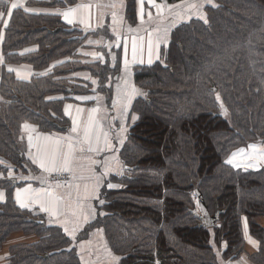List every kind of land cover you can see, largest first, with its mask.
I'll return each instance as SVG.
<instances>
[{"label": "trees", "instance_id": "1", "mask_svg": "<svg viewBox=\"0 0 264 264\" xmlns=\"http://www.w3.org/2000/svg\"><path fill=\"white\" fill-rule=\"evenodd\" d=\"M136 1L128 0L130 16ZM8 2L0 0V11ZM211 2L205 3L207 23L193 18L178 25L161 59L135 71L146 95L134 103L139 119L121 151L130 169L122 189L104 191L105 215L93 225L104 230L123 264H216L212 237L225 245V260L247 254L264 264V169L225 163L250 144L264 146V0ZM88 35L59 17L24 9L13 11L3 31L0 188L7 193L0 203V264H80L61 228L36 224L40 219L17 205L8 174L24 162V124L42 133L59 131L68 124L63 106L69 89L94 94L93 79L104 83L116 73L85 59ZM25 66L38 74L19 78L15 69ZM81 72L90 79L78 77ZM196 191L210 214L222 211L213 228L198 227L190 213L199 209ZM244 219L255 245L244 237ZM17 236L35 241L10 246Z\"/></svg>", "mask_w": 264, "mask_h": 264}, {"label": "crops", "instance_id": "2", "mask_svg": "<svg viewBox=\"0 0 264 264\" xmlns=\"http://www.w3.org/2000/svg\"><path fill=\"white\" fill-rule=\"evenodd\" d=\"M188 2H191V0H185L177 4L169 3L167 0H156V3L161 5L158 12L157 8L149 5L147 0H144L142 6L136 1L135 14L132 16L129 14L128 0H9L8 2V9L12 3H18L19 5L17 8L11 10L12 13L16 9H28V12L33 14L59 17L65 26L83 31L85 35L89 34L84 42V48L81 51L85 59L98 60L108 65L110 70H116V73L110 77L112 82L111 87H104V85L108 84L110 78L104 83L97 82L95 85L93 84L92 90L95 89L94 95L97 97L95 103L88 105L73 101H66L64 103L63 114L68 124L62 127H68L67 130L42 133L38 131L37 127L31 124H24L22 129L24 136V162L21 164V167L10 171L8 174V178L12 179V182L15 180V184L13 183V192L17 205L21 209L30 212L36 219L44 221V224L47 223L48 225L61 228L64 234L72 241V248H75L80 264H111V256L119 257L111 249L104 230L93 226L99 218L105 215H100L103 212L101 210L103 205L101 206L97 199L87 198L88 193L95 183L92 174L99 175L103 171V164L93 163V161L103 162L105 157L110 158L109 167L111 171L104 178L103 186L99 190L100 198L102 199L104 191L109 190L107 183L111 182L121 185V187L113 188L112 190L122 189L121 179L128 172L121 158V151L128 141L130 129L138 120L134 124L131 122V116L136 115L133 109L134 103L138 98H143L144 95H137L132 101L131 109L128 113V130L123 134L125 139L123 145L120 146L115 135V129L118 128L119 120H111V117L116 115V110L112 107V101L117 98V85L123 89L125 87L124 81L127 80L130 86H134L141 93H144L136 85L134 75L136 69L149 66L147 63L148 33H153L152 39L155 42L156 37L162 35L164 30L167 29L166 46L162 44L160 47L161 59L170 42L172 31L178 25L193 19L194 12L189 9ZM205 3L201 5L203 10L208 5ZM141 7H143L142 18L139 15ZM68 10H71L69 18L73 21L72 23L66 22L63 15H61V13ZM113 13L116 15L115 22L112 19ZM10 19L11 17L5 15L1 21L0 54L3 31L6 28L4 24L6 22L8 25ZM98 20L102 21V26H98ZM133 39L136 40L138 47L143 45L144 65L140 66L137 64L132 66L131 72L125 77L122 73L123 59L125 58L124 47L125 45L127 46V59L131 63ZM117 43L120 45L119 48L116 46ZM109 53L115 56V60L112 59V55H109ZM97 56L102 57V59L96 58ZM159 60L153 56L152 64ZM54 65L56 64H53L46 72L52 69ZM15 71L17 76L24 80H29L34 74H38L26 66L16 67ZM77 76L85 80L90 79L88 72L78 73ZM68 105H71V108H68L69 115H66L65 110ZM93 107L100 109L96 113H91L97 126L96 131L101 134L100 146L103 147L102 133L109 131L110 141L115 148L119 149L118 151H101L97 154L95 152L89 153L79 150L81 147L87 148V144L82 143L84 140L83 125L87 123V118L90 114L88 110ZM117 107H119V101ZM77 108L83 109L84 111L78 114ZM73 119L76 121L77 132L71 131ZM110 124L112 125L111 129L109 127ZM30 138L31 144L29 143ZM69 145H71V148ZM58 148L62 149L66 154L70 153V159L72 161V171L69 172L71 174L70 182L67 184H59V186L50 180V176L58 172L52 170L50 163V158ZM33 160L37 162L33 163ZM41 160H43L50 171H43L39 166ZM249 164L254 163L250 162L245 165ZM233 167L243 169V167L239 166ZM247 169L258 170L255 167H248ZM119 173H122V175ZM41 178H44V182L41 181ZM2 180H4V176L0 174V181ZM24 189H28V191H24ZM18 190L20 191L19 200L17 198ZM0 193H3L2 198H0L1 203L5 200L7 192L0 188ZM48 193H51V195L49 196ZM21 203L25 206L21 207ZM42 204L50 210H54L57 215L50 217L48 212L41 211ZM89 205L92 209H95V215L94 217L90 216L87 222L81 223L80 227L76 230L75 240L73 241L65 233L60 223H57V220L63 221L67 217L70 221H73L81 213L87 215ZM74 213L76 214L75 216L73 215ZM50 220L52 221L51 223L49 222ZM260 223L264 226V218L260 219ZM67 227L71 230L74 224L69 223ZM97 229H102V233L98 232ZM243 233L246 241L250 244L251 236L247 219L243 220ZM34 241L35 239L33 237L26 238L17 236L14 240L12 239L10 246L14 244L33 243ZM211 244L216 253V264H221V261H223V264H256L250 260L247 254H244L238 260H225L223 257L225 245L218 244L214 237H212ZM218 252L220 254L219 256H217ZM119 264H123L121 258Z\"/></svg>", "mask_w": 264, "mask_h": 264}, {"label": "snow or ice", "instance_id": "3", "mask_svg": "<svg viewBox=\"0 0 264 264\" xmlns=\"http://www.w3.org/2000/svg\"><path fill=\"white\" fill-rule=\"evenodd\" d=\"M148 4L156 7L158 12L161 8V5H158L156 3V0H147ZM208 2H211V0H208ZM137 3H139L141 6L144 4V0H137ZM19 5L18 3H12L11 7L9 9H7L6 11H0V20L3 19V17L5 15H7L8 17H11L12 15V9L17 8ZM79 7V6H78ZM194 7H200V5H195ZM25 11H28V9H25ZM61 15H63L64 19L66 20V22L68 23H72L73 21L69 18L71 15V10L65 11L63 13H61ZM140 17L142 18L143 16V7H141L140 9V13H139ZM201 18H204L202 14ZM113 22H115L116 20V15L115 13H113ZM205 23H207V19L205 18ZM5 27H7V23L5 22L4 24ZM98 26H102V21L98 20ZM113 31H115V29H113ZM153 33L149 32L148 33V41H147V53H148V59H147V63L150 66L153 62V56H155V59L159 60L160 59V47L161 45H165L166 46V37H167V29L164 30L163 34L160 36L156 37L155 42H153L152 39ZM91 43V41H89ZM118 48L120 47L119 43H117L116 45ZM127 46L125 45L124 47V54H125V58L123 59V66H122V73L125 77H127L129 75V73L132 70V66L134 65H140L143 66L144 65V59H143V52H144V48L143 45L139 46L136 43V40L133 39V43H132V49H131V63H129V60L127 59ZM109 55H112L111 53H109ZM96 58H100L102 59V57L97 56ZM112 59L115 60V56L112 55ZM13 69L9 68V71H12ZM92 83L95 85L97 83L96 80H93ZM111 78L109 79V82L107 85H104V87H111ZM125 87L123 89L120 88L119 85H117V98L113 99L112 101V107L113 109L116 110V115L111 117V120H119V125L118 128L115 129V135H116V139L119 143L120 146L123 145L125 136L123 135L124 133L127 132L128 128H127V121L129 119L128 113L131 109V105H132V101L133 99L137 96V95H146L145 93H141L137 88H135L134 86H130L128 84V81L125 80ZM93 91H95V89H93ZM76 99H79L81 101H86V100H90V99H97V97L95 96H79L76 97ZM220 96L219 94L216 95V100L220 101ZM119 101V107H117V103ZM68 108H71V105H68L66 110H65V114L69 115L68 113ZM220 109H221V114L224 115L225 117L227 116V109L224 107L223 102L220 103ZM100 109L93 107L91 109H89V116L87 118V123L83 125V132H84V140L82 143H86L87 144V148L85 149L84 147H81L79 150L81 152L87 151L89 153L91 152H95L97 154H99L101 151H118V148H115L114 145L111 143L110 138H109V131H104L102 133L103 136V147L100 146V141H101V134L97 133L96 131V124H95V120L94 117L91 115V113H96L98 112ZM84 111L83 109L77 108V113L79 114L80 112ZM139 119V117L137 115H132L131 116V122L132 124L135 123V121ZM110 129L112 128V125H109ZM72 132H77V126H76V121L75 119H73L72 121V128H71ZM29 143L31 144V138L29 140ZM69 147L71 148V145H69ZM252 149H255V145H250L249 146ZM244 149H239V153H244ZM237 156V153H232V157L227 159L225 161V163L230 164V165H234V159ZM256 158H259L261 160H264V153H259L257 154ZM109 157H105V160L103 162L101 161H93V163H102L103 164V171L99 174L96 175L95 173H93V178L95 180L94 185L91 188V191L88 193L87 198L88 199H97L99 201V204L102 206L105 204V200L100 198V188L103 186L104 183V178L108 175V173L111 171V168L109 167ZM36 160H33V163H36ZM50 163H51V168L52 170H56L58 172H71L72 171V161L70 159V153H64L62 149H57V151L55 152V154L50 158ZM39 166L43 169V171L48 172L50 171V169L45 165V163L43 162V160L40 161ZM248 167H256L255 164H249V165H245V168ZM122 175V173H119ZM41 181L44 182V178H41ZM59 186V184H58ZM71 186V185H70ZM117 187H121V185H117V184H113L111 182L107 183V188L109 190H112L113 188H117ZM24 191H28V189H24ZM19 195H20V191H17V198L19 200ZM48 195L50 196L51 193H48ZM3 193H0V198H2ZM25 205L23 203H21V207H24ZM199 207V204L197 205ZM81 207H83L81 205ZM89 212L87 215H84L83 213L80 214V216H76V219L73 221H70L67 217H65V219L63 221L57 220V223H60L61 227H63L65 233L67 235L70 236V238L74 241L75 240V233L76 230L80 227L81 223L83 222H87V220L89 219V217H94L95 215V209H92L91 206L89 205ZM41 211L44 212H48L50 217H55L57 215V213L54 210H50L48 207H46L45 205H41ZM105 213L101 212L100 215L103 216ZM74 216L76 215L75 213L73 214ZM205 215H207V213L205 212ZM50 223L52 222L51 220L49 221ZM69 223H73L74 227L70 230L69 227H67V225ZM98 232L102 233V229H97ZM255 245V241H250ZM111 255V254H110ZM219 252L217 253V256H219ZM119 257L116 256H111V264H119ZM158 264V262H157ZM221 264H223V261H221Z\"/></svg>", "mask_w": 264, "mask_h": 264}, {"label": "rangeland", "instance_id": "4", "mask_svg": "<svg viewBox=\"0 0 264 264\" xmlns=\"http://www.w3.org/2000/svg\"><path fill=\"white\" fill-rule=\"evenodd\" d=\"M206 1L208 0H191V2H188L187 5L189 9H191V11L194 12L193 18L201 19V20L205 19V10L201 8V5H203V3H205ZM209 4H213V2ZM195 5H200V7H194ZM200 14H202L204 18H201ZM250 145H255L256 146L255 149L250 148L249 147ZM250 145L245 148H241L245 150L244 153H239V150L234 151L235 153H237V156L235 157L233 162L234 165L243 167L242 170H250L245 168V164L253 162L256 165L255 167L256 169L258 170L264 169V160L256 158L257 154L264 153V146H262L259 143H253ZM231 157L232 155L229 158Z\"/></svg>", "mask_w": 264, "mask_h": 264}, {"label": "water", "instance_id": "5", "mask_svg": "<svg viewBox=\"0 0 264 264\" xmlns=\"http://www.w3.org/2000/svg\"><path fill=\"white\" fill-rule=\"evenodd\" d=\"M59 29L55 30L54 32L58 31ZM215 91V88H214ZM73 89H69V93H73ZM59 130H67L68 127H62V126H58ZM21 159H23V155L21 154ZM126 169L129 170L130 168L128 166H126ZM126 177V175H125ZM13 183L15 184V180H13ZM197 193V198H198V204H199V209H193L190 211V213L199 220L198 223V227H202V228H213L215 227V225L218 223L220 215L222 214V211L217 208L215 210V213L212 215L210 214V212L208 211V208L205 204V201L203 199L202 194L199 191H196ZM205 212L207 213V215H205ZM36 224H44V221L42 220H36L35 221Z\"/></svg>", "mask_w": 264, "mask_h": 264}, {"label": "built area", "instance_id": "6", "mask_svg": "<svg viewBox=\"0 0 264 264\" xmlns=\"http://www.w3.org/2000/svg\"><path fill=\"white\" fill-rule=\"evenodd\" d=\"M79 96H95V95H92V94L91 95L71 94V95H68L67 98L69 100H72V101L77 102V103H82V104L92 103L96 100V99H90V100H86V101H81L79 99H76V97H79ZM50 180H51V182L56 183V184H67L71 180V174L69 172H56L50 176Z\"/></svg>", "mask_w": 264, "mask_h": 264}]
</instances>
